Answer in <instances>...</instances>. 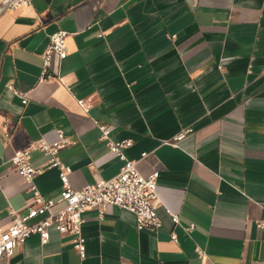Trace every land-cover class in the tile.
Instances as JSON below:
<instances>
[{"label":"crops","instance_id":"1","mask_svg":"<svg viewBox=\"0 0 264 264\" xmlns=\"http://www.w3.org/2000/svg\"><path fill=\"white\" fill-rule=\"evenodd\" d=\"M59 29L69 32L67 56L53 55L43 78ZM100 124L110 140H132L123 151L141 173L159 170L161 229L138 230L117 206L100 218L87 210L84 258L52 228L46 243L31 235L2 264H264V0H31L2 13L1 228L9 208L22 214L32 200L11 155L53 141L58 128L74 188L118 172ZM30 160L42 166L48 155L33 150ZM33 183L60 197L56 168Z\"/></svg>","mask_w":264,"mask_h":264},{"label":"built area","instance_id":"2","mask_svg":"<svg viewBox=\"0 0 264 264\" xmlns=\"http://www.w3.org/2000/svg\"><path fill=\"white\" fill-rule=\"evenodd\" d=\"M31 4V0H0V15L6 11L24 7ZM69 32L59 29L49 36L48 43L42 54V77L51 78L49 73L52 56L60 60L67 56L66 38ZM12 89V85H8ZM15 93L18 91L14 90ZM79 105L87 111L89 105L86 100L79 99ZM100 140H105L110 152L115 154L121 162L118 172L111 178H96L81 188H74L69 181L71 166L64 163L58 156L59 151L68 145L69 139L61 128L56 129V138L47 141L43 138L36 140L32 145L23 149H16L10 157V164L28 185L32 192V200L27 205L24 213L9 208L10 223L7 227H0V264L12 256L14 249L23 243L29 236L37 235L41 243H46L50 236V229H56L60 234L71 237L72 247L80 258L85 257V237L82 226L85 222L83 214L87 210H95L99 218L104 215L110 205L133 213L135 225L138 230H147L156 233L162 227V222L157 214L159 197L157 180L159 170H152L147 174L141 173L136 161L129 159L124 149L132 144L129 138L118 141L109 139V129L99 125ZM186 131L176 134L172 141L180 140ZM40 150L48 155L45 165L34 166L31 163V152ZM147 155L141 154V158ZM46 168H56L61 182V193L57 199L45 198L35 187L33 180L36 175ZM175 225H179V216L170 208L165 207ZM264 228V222H259ZM194 224H189L183 229L186 232L193 230ZM170 237L176 240V234L171 232Z\"/></svg>","mask_w":264,"mask_h":264}]
</instances>
